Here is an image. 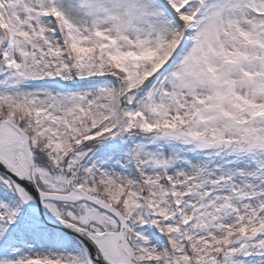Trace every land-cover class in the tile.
Segmentation results:
<instances>
[{
    "label": "snow or ice",
    "instance_id": "snow-or-ice-1",
    "mask_svg": "<svg viewBox=\"0 0 264 264\" xmlns=\"http://www.w3.org/2000/svg\"><path fill=\"white\" fill-rule=\"evenodd\" d=\"M0 264H264V0H0Z\"/></svg>",
    "mask_w": 264,
    "mask_h": 264
}]
</instances>
